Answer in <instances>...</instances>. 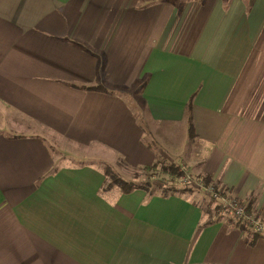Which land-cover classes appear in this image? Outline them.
I'll use <instances>...</instances> for the list:
<instances>
[{
	"label": "crops",
	"instance_id": "obj_1",
	"mask_svg": "<svg viewBox=\"0 0 264 264\" xmlns=\"http://www.w3.org/2000/svg\"><path fill=\"white\" fill-rule=\"evenodd\" d=\"M120 158L264 222V0H0V264H264V236L195 193L109 185Z\"/></svg>",
	"mask_w": 264,
	"mask_h": 264
},
{
	"label": "rangeland",
	"instance_id": "obj_2",
	"mask_svg": "<svg viewBox=\"0 0 264 264\" xmlns=\"http://www.w3.org/2000/svg\"><path fill=\"white\" fill-rule=\"evenodd\" d=\"M140 85H137V86H134L133 89H129L128 91L126 90H122L120 92L123 93V95L125 97H127L130 101H133L134 105H135V109H136V113H138L140 115V117L142 119H144V128H145V137L144 139L149 142L152 147H150V149L156 153L157 152V148H156V145H155V142L156 144H158V140H155L153 139V136L154 134L156 133V130L158 129V126L157 125H154V123L150 122L146 116V111L145 109L140 105ZM143 125V124H142ZM38 131H40L41 133H46L45 130H42L40 128H38ZM179 136L182 138V134L179 133ZM51 137V136H50ZM52 139H54L53 137H51ZM155 142H154V141ZM54 141L58 144V145H61L62 142L59 141V140H56L54 139ZM175 143L178 142L177 140L174 141ZM161 143V142H159ZM55 144V143H54ZM58 145L54 146L55 148V151H56V154H57V151H59V147ZM62 148V146H60ZM64 149H67L68 146H63ZM80 157V156H78ZM82 158V157H81ZM77 161L79 162H87V163H100L96 160H94V158H90L88 157L87 161H83V159H78ZM161 163H159V162ZM157 163V167L152 170V171H147L144 169V166H129L126 164V162H124L121 158H120V161L118 163V168H114V167H111L113 169V171L115 172V174L118 176V178H121L123 180H126L128 182H132L136 185H146V183H150L151 184V190H154V193L156 194H159L160 191H161V188L160 187H163V185H168L170 184L172 181H171V177L169 175H166L164 174L162 171H161V166L162 165H171L172 163H169L167 160L163 161V160H157L156 161ZM174 165V164H173ZM187 176L190 177L191 179H189V183L190 185H193L195 186L194 184L199 181V178L198 177H195L193 174L191 173H187ZM108 181L110 182V178H108ZM185 184V181L184 180H177L175 181V185L181 187ZM196 187V186H195ZM160 188V189H159ZM198 189V188H197ZM194 193L198 196H193L195 199H198V201H202L204 200L205 203L207 201V203H214L215 206L217 208H219L220 211H224L222 210L220 207H219V203H217L216 201H213L211 199V197L201 188H199L198 190H194ZM224 214V213H223ZM225 215V214H224Z\"/></svg>",
	"mask_w": 264,
	"mask_h": 264
},
{
	"label": "trees",
	"instance_id": "obj_3",
	"mask_svg": "<svg viewBox=\"0 0 264 264\" xmlns=\"http://www.w3.org/2000/svg\"><path fill=\"white\" fill-rule=\"evenodd\" d=\"M88 89H93V90H98L100 89V87H88ZM191 110H192V102L191 100L188 102L187 104V118L190 124V137H193V123H192V116H191ZM159 162V161H158ZM161 163V162H159ZM157 163L151 166H146L144 167L145 170L147 171H152L157 167ZM161 171L166 174L169 175L171 177V183L168 185H163V187L161 188L160 191V195L162 196H169V195H182V194H192L194 193V190H198L195 186L190 185L189 182H185V184L181 187L175 185V181L177 180H183L185 177H187V173L183 170H181V168L177 165H169V166H165L162 165L161 166ZM103 172L105 174V176H107V178H110V182L109 185H116L118 186V188L120 189L121 193L124 194H129L134 192L137 189H143L145 191H147L149 194H153L154 190H151V184L146 183V185H136L132 182H128L126 180H123L121 178H118V176L115 174V172L113 171V169L110 166H106L103 169ZM200 181H202V183L205 186H211L214 190H219V188L212 183V180L209 177H202L199 179ZM159 188V189H160ZM221 191V190H220ZM225 192V191H222ZM247 213L248 214H252V209H251V205H248L246 207ZM241 227L243 228H248L253 232V239L251 241V243H254V240H256L257 237H262L264 235H261L259 233H256L249 225H247L246 223H243L241 225Z\"/></svg>",
	"mask_w": 264,
	"mask_h": 264
},
{
	"label": "built area",
	"instance_id": "obj_4",
	"mask_svg": "<svg viewBox=\"0 0 264 264\" xmlns=\"http://www.w3.org/2000/svg\"><path fill=\"white\" fill-rule=\"evenodd\" d=\"M190 177H185L183 180L189 182ZM196 188L203 189L213 201L219 203V207L226 211L228 221L233 225H242L246 223L256 233L264 235V222L252 214H248L245 204L238 198L222 190H214L211 186H205L202 181H197Z\"/></svg>",
	"mask_w": 264,
	"mask_h": 264
}]
</instances>
